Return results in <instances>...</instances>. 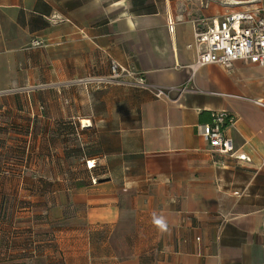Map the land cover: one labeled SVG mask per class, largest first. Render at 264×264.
Returning a JSON list of instances; mask_svg holds the SVG:
<instances>
[{"label":"crops","instance_id":"0c3cea01","mask_svg":"<svg viewBox=\"0 0 264 264\" xmlns=\"http://www.w3.org/2000/svg\"><path fill=\"white\" fill-rule=\"evenodd\" d=\"M249 11L264 0H0V264H264V67L195 66L196 28ZM114 61L196 91L88 82ZM222 111L233 156L202 136Z\"/></svg>","mask_w":264,"mask_h":264},{"label":"built area","instance_id":"2783aa9c","mask_svg":"<svg viewBox=\"0 0 264 264\" xmlns=\"http://www.w3.org/2000/svg\"><path fill=\"white\" fill-rule=\"evenodd\" d=\"M195 45L198 51V59L195 66L206 67V65L222 66L231 70L238 61L264 67V16L259 13L236 12L225 16L220 22H215L211 27H198L194 33ZM40 41H33V47H41ZM111 74L107 77L89 79L101 86H127L144 90H152L158 99L169 98L172 93L195 92L189 84L170 87L155 88L145 82L142 77L130 73L115 61L111 64ZM126 77L131 79L126 80ZM239 97V96H238ZM244 99L242 97H239ZM255 105L264 108V102L259 100H248ZM237 126L236 118L227 111L216 112L212 115L208 125L202 127V136L208 141L211 148L221 155H234V143L229 132ZM238 161L249 162L245 155H238ZM264 166V162H263ZM92 170V164H89ZM95 184L97 180L94 178ZM264 226V225H263Z\"/></svg>","mask_w":264,"mask_h":264},{"label":"trees","instance_id":"16d2710c","mask_svg":"<svg viewBox=\"0 0 264 264\" xmlns=\"http://www.w3.org/2000/svg\"><path fill=\"white\" fill-rule=\"evenodd\" d=\"M2 205L1 208H0V217H4L8 214V207L6 206V204L4 203V201L2 200V203L0 204ZM21 207H24V208H29L28 210H30L31 208L30 207H27V206H22L20 204V201H19V206H18V210H17V213H19L20 211V208ZM16 225L13 226V230L10 231V236H9V246H12L11 243L13 244L14 243V238H16L17 234H16ZM7 264H15V263H7Z\"/></svg>","mask_w":264,"mask_h":264},{"label":"bare ground","instance_id":"6f19581e","mask_svg":"<svg viewBox=\"0 0 264 264\" xmlns=\"http://www.w3.org/2000/svg\"><path fill=\"white\" fill-rule=\"evenodd\" d=\"M93 165V162L91 163ZM94 166V165H93Z\"/></svg>","mask_w":264,"mask_h":264}]
</instances>
